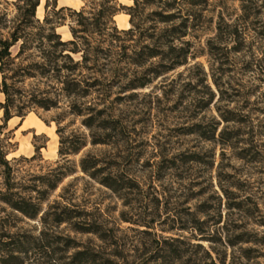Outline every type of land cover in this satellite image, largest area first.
I'll return each instance as SVG.
<instances>
[{"label": "rangeland", "instance_id": "1", "mask_svg": "<svg viewBox=\"0 0 264 264\" xmlns=\"http://www.w3.org/2000/svg\"><path fill=\"white\" fill-rule=\"evenodd\" d=\"M15 1L0 5L13 11ZM47 2L38 18L70 9L57 32L72 40L71 28H80L73 11L86 2ZM183 3L187 36L175 46L190 50L187 64L165 73V54L130 62L135 50L158 46L163 31L181 23L157 22L149 14L161 9L149 7L141 29L119 34L114 54L100 60V90L63 98L50 111L35 108L0 129L17 190L41 206L30 219L0 203V242L23 246L16 253L22 264H264V0ZM118 4L114 25L130 30L123 8L134 2ZM20 87L48 89L34 79ZM73 106L80 115L70 113ZM3 116L0 107V126ZM90 117L92 128L84 123ZM104 118L117 121V131L97 127ZM63 140L83 146L61 157ZM84 159L96 162L89 173ZM107 177L116 191L102 184Z\"/></svg>", "mask_w": 264, "mask_h": 264}, {"label": "trees", "instance_id": "2", "mask_svg": "<svg viewBox=\"0 0 264 264\" xmlns=\"http://www.w3.org/2000/svg\"><path fill=\"white\" fill-rule=\"evenodd\" d=\"M47 8L50 7L47 0ZM86 6L79 12L73 11L78 17L79 29L71 28L72 40L65 41L57 32L58 24L64 19L61 13L68 8L48 13L44 20L37 16V9L41 0H16L12 3L13 11L0 5V93L4 94L5 102L0 103L3 110V130L14 117H24L35 108L50 111L59 108L63 98L83 99L93 91L100 90L102 81L95 77L98 73L99 62L103 58L111 57L114 54L113 48L120 41L119 34H128L133 30L141 29L148 17L142 19L140 14L147 8L156 6L161 11H152L149 17L165 24L174 23L181 19L179 26H172L163 31L162 42L156 47L143 46L129 55L130 62L135 65H144L147 61L165 54L170 57V65H166L163 72L167 73L187 64L190 50L188 48L177 49L175 42L187 36L182 34V2L190 5H197L200 0H132L133 6L123 8L130 15V22L133 26L130 30H121L114 25L113 18L120 9L118 0H83ZM252 2L253 0H248ZM8 5L9 3L6 2ZM183 3V4H184ZM88 8L89 10H86ZM189 17L184 18V26L188 29ZM115 33V34H113ZM99 35L100 39L94 38ZM161 40V39H160ZM182 44V43H181ZM108 45L107 47H105ZM166 45L169 52L162 50ZM188 46V43H186ZM126 48V47H123ZM80 55L81 60L76 61L74 56ZM92 64V66H89ZM85 70L89 72L84 74ZM162 73V72H161ZM37 80L48 86L46 90L34 89L26 91L23 87L27 80ZM143 85L132 86L133 89ZM55 90L53 94L52 90ZM81 110L76 106L70 108V113L80 115ZM98 114L104 116L105 112L100 110ZM95 117L87 118L84 123L87 127H94ZM117 121L104 118L98 126L100 129H111L117 131ZM0 142H2L0 140ZM2 144V143H1ZM62 141L60 155L69 156L80 151L82 144L63 146ZM94 145L107 144L99 140ZM10 145V143H8ZM81 145V146H80ZM41 148H36L40 152ZM8 147L0 146V203L17 211L27 218L35 219L41 212V206L33 198L25 197L17 190L13 182L14 170L10 160L7 159ZM96 167V162L89 163L88 159L81 161L83 172L89 173ZM100 172V170L98 171ZM97 172V173H98ZM61 175L64 173L59 172ZM92 173L95 177L97 174ZM62 179V177L60 178ZM60 181V180H59ZM102 184L116 191L118 187L111 178L107 177ZM56 188V184L50 186ZM3 208L0 207V211ZM58 222H62L59 220ZM89 232V231H88ZM10 244L0 242V264H22L21 257L16 253H23V246L4 248ZM83 254L76 255L79 259Z\"/></svg>", "mask_w": 264, "mask_h": 264}]
</instances>
